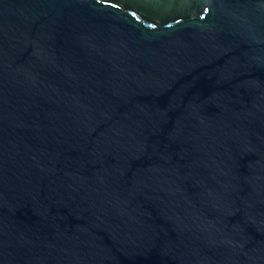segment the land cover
Listing matches in <instances>:
<instances>
[{
	"label": "water",
	"instance_id": "95a60500",
	"mask_svg": "<svg viewBox=\"0 0 264 264\" xmlns=\"http://www.w3.org/2000/svg\"><path fill=\"white\" fill-rule=\"evenodd\" d=\"M0 264H264V0H0Z\"/></svg>",
	"mask_w": 264,
	"mask_h": 264
}]
</instances>
